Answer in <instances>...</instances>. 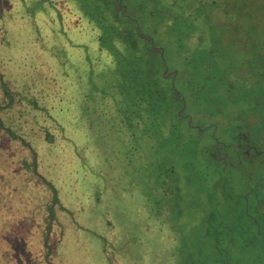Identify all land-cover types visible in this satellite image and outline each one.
Segmentation results:
<instances>
[{
	"label": "trees",
	"instance_id": "1",
	"mask_svg": "<svg viewBox=\"0 0 264 264\" xmlns=\"http://www.w3.org/2000/svg\"><path fill=\"white\" fill-rule=\"evenodd\" d=\"M63 1L70 14L53 0H0V53L2 49L10 56L5 63L0 59V264H55L60 257L67 261L64 253L67 242L75 239L76 249L81 252L84 249L77 241L80 238L76 237L77 230L82 228L100 240L97 246L101 251L100 264H125L130 260V257L126 260L123 253L124 248L126 251L130 248L129 237L122 241L119 230L113 229L109 220L105 223L107 228L96 227L98 222H104L101 218L104 212L93 223L85 217L79 219L81 212H91L99 204L102 189L97 179L116 182L110 170L112 163L100 166L103 153L115 151L104 142L108 130L123 133L120 140L126 149L122 155L131 156V152L138 151L139 158L143 157L140 153H145V147L135 143L151 139L155 149L168 147L173 151L185 147L191 156L200 154L209 163V153L214 155L212 150L207 152L210 145H216L213 139L208 136L200 139L178 115L180 100L175 91H178L179 74L172 80L163 75L165 67L167 70H175V67L167 66L164 55L153 54L148 40L141 36L154 35L151 28L165 26L163 12L158 11L163 9V4L155 0ZM114 1L136 6L134 8L141 15L137 30L115 10ZM194 1V13L188 17L198 16L201 22L209 25L207 17L214 9L218 8L223 15L217 7L222 4L221 0H211V4ZM150 2L155 6L150 7ZM207 8L212 9L209 15ZM171 11L177 28L171 25L168 29L177 36L184 10L172 8ZM71 17L75 24H70ZM22 18L31 23L33 35L40 36V45L47 48L36 50L45 57V51L50 58L56 54L57 77L66 81L61 84L64 90L52 92L55 96L49 98L47 106L34 93L11 90L5 81L6 74L19 75L20 70L35 64L22 60ZM248 24L242 34L257 37L252 23ZM213 29L209 25L212 37ZM53 36L55 40L51 39ZM251 49L250 60L253 57L262 64L264 49L258 39L251 43ZM201 61L204 70L208 57L204 55ZM199 69L201 73L203 70ZM255 70L256 80L262 79V69ZM71 71L77 87L68 84L71 77L65 75L70 76ZM218 79L222 77L219 75ZM56 85L60 89V84ZM73 94L74 97L78 95V111L73 108ZM75 111L79 116L72 120L69 114ZM83 115L85 124L81 121ZM88 115L94 116V124L90 123ZM74 133L102 140L105 147L98 144V149L91 145L90 150L83 149L81 156L74 144L81 143L85 147L87 144L73 137ZM198 142L202 146L200 152ZM88 153L96 154V163L88 162ZM73 156V164H67V159ZM71 166L75 174L72 176L69 174ZM218 169L219 166L216 173L223 193L209 201V212L201 221V239L196 242L197 247L192 244L193 249L188 252L186 244L187 264H264V233L255 216L249 214V201L242 194L233 201L230 193L225 192L227 179H222ZM87 172L92 182L88 191L87 187L79 188ZM156 173L161 180L155 189L154 206L158 216L162 214L161 205L166 208L170 194V183L167 185L166 181L173 179L172 165L166 160L159 161ZM127 183L132 185L133 182ZM94 194L98 195L97 201H94ZM148 209L146 219L151 214V206ZM65 219L71 223L68 228L75 233L73 238L64 231ZM160 220H157L159 226L161 221L166 223ZM15 238L19 240V255L12 248ZM192 251H196L195 255ZM140 260L142 264H151L139 257L130 262L138 264ZM70 262L83 264L81 256L75 259L72 254Z\"/></svg>",
	"mask_w": 264,
	"mask_h": 264
},
{
	"label": "rangeland",
	"instance_id": "2",
	"mask_svg": "<svg viewBox=\"0 0 264 264\" xmlns=\"http://www.w3.org/2000/svg\"><path fill=\"white\" fill-rule=\"evenodd\" d=\"M53 1L55 4L60 5V8L66 10V12L70 14V10L66 9L63 0ZM193 1L194 0H182L181 2L175 3V5L183 7L187 6V8H185V15H187L186 12L190 13L194 10V6L191 3ZM199 1H208L209 4H211V0ZM221 2L222 4L217 7L221 8L224 19L218 8L210 13L214 22V29L212 32L214 33L213 42H217V45L213 46L214 60L217 59L215 55L217 52L218 64L229 69L232 73L227 72L226 78L229 81L235 78L237 81L234 82V84H242V86L235 89L223 88L221 91L222 88L220 87V84H215L214 87H210L211 90L207 87L210 93L202 91V98L210 94L215 102L213 105L214 111L216 112V109H221L220 112L217 111L219 115H230L232 113L229 116H232V119H235L237 115H239L240 119H243L247 113L257 109L253 104V97H258V100L264 103V62L261 64L254 60L253 57L250 60V50H252L251 43L254 44L256 39H258L260 47L264 49V0H221ZM211 10L212 9L210 8L206 9L207 13ZM248 22H251L254 29L258 32L257 37H254L253 35L245 36L242 34L246 29V26L249 25ZM75 23V20L72 18L70 24ZM200 24L203 27V29L201 28L202 31L206 33L204 23L200 22ZM22 27V49L24 51V53H22V60L35 64L27 69L20 70L19 75H11V72L9 75L6 74L5 81L6 84H9L11 90L16 88L19 91H22V94L34 93L44 102V105L47 106V102L51 100L49 98L55 96L52 92H58L59 90L61 92L64 90L61 84H65L66 81L63 80V77H57L59 72L56 54L53 55L55 57L50 58L47 51L44 53L46 54L45 57L42 56L41 52L36 50L37 48L47 50V48L40 45L42 42L40 36L36 37L33 35L34 29L32 28L31 23L22 18ZM195 27H199V25H195ZM182 29L186 30V28ZM151 31L154 34L153 37L155 38V43H158L159 47L163 49L164 59L167 66H172L175 67V70H179L181 68V62L177 56V52L181 47L179 38H176V40L172 38L170 39L161 26L151 28ZM51 39L55 40L56 37L53 36ZM187 43L188 46H193L190 41ZM1 52L0 59L5 63L6 59L10 56L4 53V50L2 49ZM58 58L61 59L59 55ZM255 69H262V79L256 80ZM71 73L70 76L68 73L65 75L67 78L71 77L68 84L76 85L77 87L75 75H73L72 71ZM245 78H247V80L251 79L254 83L247 84L244 81ZM56 84H60V89H58ZM40 86L42 89H37ZM44 90H48L49 92L44 93ZM74 98L75 103L73 108H76L78 111V95ZM85 107L88 109V104H86ZM77 111L70 113L69 115L71 116L69 118L76 120L75 116H79ZM188 112L195 115L198 111L194 109L193 106H190L188 107ZM89 113L90 112L88 111L87 114ZM104 115L108 116V113ZM88 116L90 117V115ZM256 117H258V124L263 123L264 121L261 119L264 117V111L261 109L257 110ZM231 118L226 121L232 123L233 120ZM82 119H84L81 120L83 121L82 123L85 124L84 115ZM94 119V116L91 115L89 118L90 123L94 124ZM216 119L221 122V119ZM216 119L215 122L219 124ZM75 122L71 123V125ZM224 124L226 125L227 123ZM236 124L241 125V123ZM107 134L108 136L104 139V142L109 143L115 151L110 152L109 154L104 152L100 166H107L109 163H112L110 170L112 177L116 182H108L102 178L97 179V181L100 182L102 189L99 204H96V207L92 209L91 212L88 211L89 213L86 211L81 212L79 214V219L85 217L89 223H93V221L100 219L102 212H104L105 214L101 216L104 222H98L96 227L98 229L107 228L108 226H106L105 223L109 220L112 223L113 229L119 230L120 239L122 241L124 238L129 237L130 248L128 251H126L125 248L123 250L126 260H128V257H130V260L139 257L151 264H187L188 260L185 253L186 244L187 248H189L187 249L189 252L193 249L192 244L196 245V242H200L201 221L204 214L209 212V201L215 198V195L221 197L222 195L220 194L223 193V190H221L222 186H220L221 180L219 174L216 173V167L208 161H204L200 154H194L191 156L190 153L186 152L185 147L178 150L173 149V151L168 147L155 149L156 147L153 139H151L150 142H143L141 140L135 143V145L139 144L145 147V153H140L143 157L139 158L138 151L129 152L130 154H128L131 156L125 154L122 155L126 149L123 141L120 140V138L122 139L123 137V133H117L111 129L108 130ZM74 136L75 138L78 137V141H86L87 147L81 143L74 144L75 149L81 156L83 155V149L88 150L91 148V145L98 149H100L98 144L105 147L102 140L97 141L93 136L82 137L77 133H74L73 137ZM219 137L224 138L221 135H219ZM253 137L255 143L262 141L258 131L253 134ZM250 139L254 142L253 138ZM74 157L75 156L68 158L67 164H73V161L75 160ZM112 157H114L113 160ZM97 159L98 157L95 153L92 156L89 155V153L87 154V160L90 164L96 163ZM165 160L172 165L173 179L169 180L168 178L166 181L167 185L170 183V194L166 200V208L165 205H161L162 214L156 216L154 206L156 199L155 189L161 182V180H158L156 177V166L159 161ZM69 168L70 176L75 175L72 171L73 166ZM247 169L248 167H246V170ZM258 172L259 174L264 172V163H261L258 167ZM89 173L90 172H87L83 176L82 181L79 184V188L87 187V191L90 189L92 183ZM231 173L232 172H230V175ZM249 174H251V172ZM251 176L256 182L261 180V185L264 186L263 178H257L258 176L254 177L253 174H251ZM149 178H151V180L148 181ZM224 178L227 179L224 187L225 192H229L233 201H235V198H238L243 192L242 184L240 182L237 184L236 182V185L232 186L230 181L231 177L229 179L228 175L224 174L222 179ZM233 179H235V177H233ZM130 181L133 182L132 185L127 183ZM249 187L251 190L255 191L254 184L249 185ZM160 192L162 191L160 190ZM250 197L251 196L249 195L247 198L249 201L248 204L250 205V208L248 209L249 214L255 216L257 223L260 225L264 233V187L262 190L256 191V202ZM97 199L98 195L94 194V201H97ZM61 202L65 204L63 200H61ZM149 206H151V214H149V218L146 219L145 216L148 214ZM160 218L166 223L162 222ZM157 220L161 221V226H159ZM70 224L71 223L65 219L64 231L67 236L73 238L75 237V233L68 228ZM172 227L176 231H174ZM84 229H78V234L76 236L80 238L77 241L80 242L81 246L84 248L83 251L81 252L76 249L77 242L73 239L72 241L67 242L65 246L64 253L66 254L67 261H64V257V259L60 257L55 261V264H73L70 262V254H72V257L75 259H78L81 256L83 264H100L101 251L97 250V246H100V240L95 236H92L89 233V230ZM18 244L19 240L17 238L13 239L12 248L16 255H19L20 252L17 247ZM195 252L196 251H192V254L194 253L195 255ZM130 260L125 264H137L135 261L134 263H131ZM138 264H142L141 260Z\"/></svg>",
	"mask_w": 264,
	"mask_h": 264
},
{
	"label": "flooded vegetation",
	"instance_id": "3",
	"mask_svg": "<svg viewBox=\"0 0 264 264\" xmlns=\"http://www.w3.org/2000/svg\"><path fill=\"white\" fill-rule=\"evenodd\" d=\"M155 1H160L164 6L163 9L159 8L158 10L163 12L164 18L162 19V22L165 25L162 27L163 31L170 39L172 38L176 40V38H179V43L181 44V47L177 52L178 59L181 62V68L176 71L167 70L165 67L163 70V75L170 78V80L174 79L179 74V81L176 83L178 91H175L180 100L178 115L185 121V125L191 129L194 134L200 136V139L203 140L205 136L213 139V142L216 145H210L207 152H210V150L214 151V155L209 153V157L211 158L212 164L216 167L219 166L218 170L220 176L223 177L224 174H227L229 179L231 177L230 181L232 186L236 185V182L237 184L240 182L243 190L242 196L248 198L250 195V198L256 202V191L262 190L264 187L261 185V180L256 182L251 176V174H253L254 177L258 176L257 178L260 177L264 179V172L261 174L258 172V167L261 163H264V122L258 124L256 112L259 109L264 111V103L258 100V97H253V104L257 107V109L247 113L243 119H240L239 115H237L235 119H232V116L229 117L232 113L230 115H219L218 112H220L221 109H216L215 112L213 109L215 102L211 95L208 94L202 98V91L210 93L207 87H214L215 84H220V87L222 88L221 91L223 88H240L242 84H234V82L237 81L235 78L230 81L226 78L227 72H231L229 69L218 64L217 52L215 53L217 59L214 60L213 46L217 45V42H213L214 37H212V35L208 32L209 25L213 28V17H207L209 25L204 24L206 27L205 33L202 31L203 27L200 24L201 19L198 16L193 18L188 17L194 13V10L190 13L186 12L187 15H185V8H187V6L183 7L175 5V3L181 2L182 0ZM194 2L195 1L191 3L195 9L196 5ZM149 6L151 7L155 5L150 2ZM134 7L136 6H130L126 2L118 3L114 1L115 10L119 11L120 14H122L127 20L131 21L136 26L137 30V23L139 24L141 15ZM172 8H180L184 10V18H181V24H178L180 28L179 35L177 36L175 32L169 31L168 29V26L171 25L177 28V25L174 24L175 18H172L173 16L171 14ZM185 20H187V22ZM195 25H199V27H195ZM182 28H186V30H183ZM141 36L143 39L148 40L153 54H158L160 57L164 55L163 49L159 47L158 43H155L153 35L142 34ZM188 41H190L193 45L192 47L188 46ZM204 55L208 57V62H204L207 67L203 70V61H201V59ZM199 68H202L203 70L201 73H198L200 70ZM219 71L220 74H218ZM219 75L222 77V80L218 79ZM244 81L247 84L254 83L251 79L247 80V78H245ZM190 106H193L194 109L198 111L195 115L188 112V107ZM216 118L221 119V122H219ZM230 118L233 120L232 123H228L229 121H226ZM215 119L219 124L215 122ZM261 120L264 121V117ZM224 123L227 124L225 125ZM236 123H241V125H237ZM257 131L260 138H262V141L255 143L253 134ZM219 135L224 138H220ZM250 138H253L254 142H252ZM197 147L200 152L202 149L200 142L197 143ZM246 167H248L249 170H246ZM230 172H232L231 175ZM250 172L251 174H249ZM233 177H235V179H233ZM251 184H254L255 191L250 189L249 185Z\"/></svg>",
	"mask_w": 264,
	"mask_h": 264
}]
</instances>
